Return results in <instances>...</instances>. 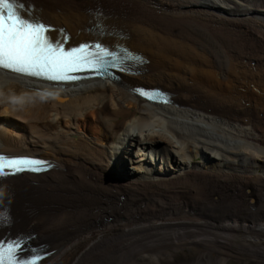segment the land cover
<instances>
[{
    "label": "bare ground",
    "instance_id": "6f19581e",
    "mask_svg": "<svg viewBox=\"0 0 264 264\" xmlns=\"http://www.w3.org/2000/svg\"><path fill=\"white\" fill-rule=\"evenodd\" d=\"M22 1L70 44L96 41L97 22L104 42L121 35L147 62L66 87L0 70V152L55 165L0 181V238L31 232L52 252L43 264H163L184 248L197 258L180 264L264 261V0ZM210 34L226 66L180 57ZM143 85L166 88L174 104L143 100ZM101 213L112 235H87Z\"/></svg>",
    "mask_w": 264,
    "mask_h": 264
},
{
    "label": "snow or ice",
    "instance_id": "6c2138e0",
    "mask_svg": "<svg viewBox=\"0 0 264 264\" xmlns=\"http://www.w3.org/2000/svg\"><path fill=\"white\" fill-rule=\"evenodd\" d=\"M47 31L43 24L28 22L20 16L14 0H0V68L28 75L44 74L54 80L74 79L69 73L82 70L84 64H91L93 70L99 71L101 65L83 55L89 46L65 51L45 35ZM108 55L109 52L101 49L96 54L97 60ZM44 163L29 158L0 157V176L40 171ZM14 253L13 246L5 250L0 245V264H16Z\"/></svg>",
    "mask_w": 264,
    "mask_h": 264
},
{
    "label": "rangeland",
    "instance_id": "374dc122",
    "mask_svg": "<svg viewBox=\"0 0 264 264\" xmlns=\"http://www.w3.org/2000/svg\"><path fill=\"white\" fill-rule=\"evenodd\" d=\"M250 1H252V0H250ZM256 1L257 0H254L253 2L255 4H257ZM209 39H211V34H210V37H207L204 40L205 43L208 42L207 48L204 46L203 42H201L200 48L195 47V46L187 47L186 48L187 50H185V55H182L180 57L182 59H202V58L207 59V55H209L211 59L215 58V60L219 66L220 65L226 66L228 64L229 57H228V55L224 49L223 41L221 43L219 53H218V57L216 59V56L214 55L213 52H214V48H215V45H216V42L218 41V39H213V40L211 39L210 42L208 41ZM211 44H212V48L210 49ZM161 47L167 52V54L169 56L177 57V55H175L177 53V51H179V50L175 49L177 46L161 45ZM204 49H206V52L204 51ZM202 51L205 55L202 53ZM204 59L202 60V62H204ZM209 65H210V63L208 62V66ZM165 69L168 70L167 67H165ZM25 232H27V231H25ZM82 248H84V247H82ZM196 250L200 251L201 249L197 248ZM170 252L172 253V251H170ZM242 252H244V251H242ZM196 258H197L196 254L193 255V253L188 251V249L184 248L182 250H179L178 253L173 254V257L170 259V260H172L171 263L164 262L163 264L190 263V262L194 261ZM259 261H261L264 264V261L262 259H258L256 257L253 258L251 255H243V256H236V258H234L233 260L230 261V264H259ZM120 264H126V263H123L122 258H120Z\"/></svg>",
    "mask_w": 264,
    "mask_h": 264
},
{
    "label": "water",
    "instance_id": "95a60500",
    "mask_svg": "<svg viewBox=\"0 0 264 264\" xmlns=\"http://www.w3.org/2000/svg\"><path fill=\"white\" fill-rule=\"evenodd\" d=\"M95 77L98 78V77H104V76H103V74H101V75H96ZM141 89L150 90L152 88H148V86H144L143 85V86H141ZM144 97H146V96H144ZM164 97H165V95H164ZM151 100L152 101H158L159 103H162V104L165 102V101H163V99H162V101H159V99H157V100L156 99H151ZM156 148L158 150L162 151L163 148H164V146L161 145V144H158V145H156ZM131 154H132V157H133V155L135 154V152L133 151ZM150 155L154 157V156H156V153L150 152ZM148 156H149V153H148ZM35 157H37L38 159H41L42 161H46L47 163H51V161H52V159H49V160L43 159L42 157L39 156V154L35 155ZM197 160H199L200 162H202L203 160H205V157L200 154L197 157ZM124 162L129 165V161L127 159H124ZM167 165L170 166V164H167ZM119 175L122 176L121 173H119ZM112 219H113V217H109L108 218L107 216L104 215V213H101L98 216L91 217L90 218V228H89V231H88L87 235L88 234H92L94 236H99V235L103 236V235H107V234L112 235V231L113 230L108 231L109 228H107L106 230H103V228H106V223L111 222ZM86 236L78 238L81 241V244H85L86 243V241H85V237ZM32 246L38 247V245L36 246L34 244H32Z\"/></svg>",
    "mask_w": 264,
    "mask_h": 264
}]
</instances>
